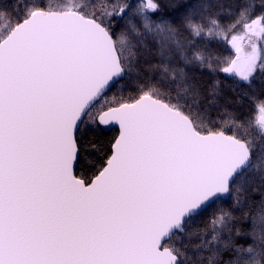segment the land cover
<instances>
[{
	"label": "snow or ice",
	"instance_id": "1",
	"mask_svg": "<svg viewBox=\"0 0 264 264\" xmlns=\"http://www.w3.org/2000/svg\"><path fill=\"white\" fill-rule=\"evenodd\" d=\"M133 7H0V264H264V105L248 121L257 145L224 130L240 126L229 109L213 115L219 79L202 90L188 71L264 78V0H234L227 25L201 15L203 2L173 6L179 23L156 22V0ZM129 12L140 23L121 27ZM163 35L159 62L142 64L146 39ZM195 38L235 57L210 45L188 55ZM110 125V154L78 175L82 141ZM225 196L241 217L220 207L197 226Z\"/></svg>",
	"mask_w": 264,
	"mask_h": 264
},
{
	"label": "rangeland",
	"instance_id": "2",
	"mask_svg": "<svg viewBox=\"0 0 264 264\" xmlns=\"http://www.w3.org/2000/svg\"><path fill=\"white\" fill-rule=\"evenodd\" d=\"M184 1V0H177L176 2ZM48 2L52 6H63L67 3H73L75 0H48ZM122 2L128 3L133 5V12L135 11V7L140 5L142 0H122ZM146 2V0H143ZM189 2L193 3H201L203 2L205 5V11L201 14L203 16H208L209 14L215 15L218 17L219 21L223 25H227L232 17L228 13V5L234 3V0H190ZM13 4V0H0V7L11 8ZM179 4V3H178ZM149 15L156 21L161 22L163 20H167L169 22H176L179 23V17L176 15L168 17L163 16L158 13H151ZM132 19L134 23H140V18L133 16L132 12L128 13V16L125 20L119 21V25L123 27L126 24L127 19ZM3 25L0 23V29H2ZM235 31L239 32L242 31L240 27H237ZM185 39H189L188 34L185 32L183 34ZM168 40L166 35L152 38L149 37L144 42V45L141 49V54L151 52L150 61L153 64L159 62L158 57V49L162 42ZM245 46H247V37H245L244 41ZM206 45L211 46V50L218 52L221 58H234L235 51L231 49L230 45L218 40V39H205V38H195V42L189 46L188 48V55H191L194 50L197 48H204ZM174 63H181L179 58L176 57L173 60ZM189 75L193 79V81L198 84L202 90H206L212 84L214 79H219L220 82V89H221V96L219 97V102L215 106V110L213 111V115L216 116L217 113L220 112L222 109H229L230 112L233 114L235 118H237L240 126L232 128L230 125H223L225 131H235L239 136L253 140L260 144L261 135L257 132V126L255 123L250 127L248 125V121L251 120L255 122L258 120L260 116L259 106L264 105V78L257 76L251 85L244 84L240 82L238 79L233 77H228L225 79L224 75L221 73H216L215 75L209 74L208 72H200L197 71L193 67L188 68ZM149 75H152L149 73ZM220 77V78H219ZM198 78V80H196ZM201 79V80H199ZM134 94V93H133ZM124 95H128L127 91ZM261 193L249 191L247 196L249 199L254 197H259ZM223 207L232 211L238 218L241 217V209L237 208L234 205V201L231 197L227 200H222V202L213 208L209 209L207 213L201 218L200 221L197 222V226L203 227L204 222H206L211 214L218 210V208ZM237 226L244 228L248 221L240 218L234 221ZM243 241V238H237Z\"/></svg>",
	"mask_w": 264,
	"mask_h": 264
},
{
	"label": "trees",
	"instance_id": "3",
	"mask_svg": "<svg viewBox=\"0 0 264 264\" xmlns=\"http://www.w3.org/2000/svg\"><path fill=\"white\" fill-rule=\"evenodd\" d=\"M176 1L177 0H156V2L161 5V8L157 13L168 17L174 16L176 9L173 6L188 3L190 0L179 2ZM148 56L150 57V55L146 53L141 54L142 64L144 60L150 59ZM196 80H198V78H196ZM117 134L118 132L116 130L104 129L102 133H89L84 138L82 143L84 144L85 152L88 153V155L82 156L83 162L76 169L78 175H82L87 171V175L90 177L92 175V172L98 169L100 165L104 163L107 155L110 154L108 151L110 148V144L114 141L115 137H117ZM226 257L227 254H225V258Z\"/></svg>",
	"mask_w": 264,
	"mask_h": 264
},
{
	"label": "water",
	"instance_id": "4",
	"mask_svg": "<svg viewBox=\"0 0 264 264\" xmlns=\"http://www.w3.org/2000/svg\"><path fill=\"white\" fill-rule=\"evenodd\" d=\"M105 129L106 130H116L118 132V126H112V125H110V126L106 127ZM117 136H118V134H117ZM228 198H229V196H225L223 199L224 200H227Z\"/></svg>",
	"mask_w": 264,
	"mask_h": 264
}]
</instances>
